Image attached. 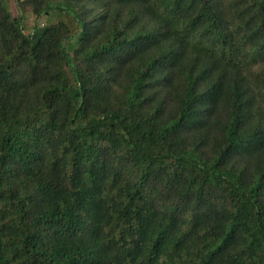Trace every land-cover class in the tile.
<instances>
[{"label":"trees","instance_id":"16d2710c","mask_svg":"<svg viewBox=\"0 0 264 264\" xmlns=\"http://www.w3.org/2000/svg\"><path fill=\"white\" fill-rule=\"evenodd\" d=\"M14 3L0 264H264V0Z\"/></svg>","mask_w":264,"mask_h":264},{"label":"rangeland","instance_id":"374dc122","mask_svg":"<svg viewBox=\"0 0 264 264\" xmlns=\"http://www.w3.org/2000/svg\"><path fill=\"white\" fill-rule=\"evenodd\" d=\"M10 4L15 14H17L14 0H10ZM35 22H36V16L32 12L27 11L24 13L23 23L25 26L26 33L32 32Z\"/></svg>","mask_w":264,"mask_h":264}]
</instances>
